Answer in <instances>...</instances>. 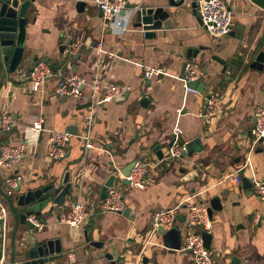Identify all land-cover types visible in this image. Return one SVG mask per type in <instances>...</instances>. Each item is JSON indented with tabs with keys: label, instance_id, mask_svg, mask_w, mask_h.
Segmentation results:
<instances>
[{
	"label": "crops",
	"instance_id": "obj_1",
	"mask_svg": "<svg viewBox=\"0 0 264 264\" xmlns=\"http://www.w3.org/2000/svg\"><path fill=\"white\" fill-rule=\"evenodd\" d=\"M77 1L38 0L29 16L26 58L17 69H29L35 59H47L52 76L43 86L34 91L28 80L17 77V69L12 73L6 67L2 70L0 114L12 112L17 123L10 132L0 130V145L27 139V147L16 166L0 167V189L4 191V178L14 175L21 176L22 190L53 183L57 186L66 172L72 186L63 204L53 207L52 212L43 209L41 217L36 216L43 222L42 229L31 230L16 225L8 200L0 191L8 210L0 228L6 264L12 263L16 227L12 264H33L34 258L18 252L22 248L21 234L29 240L27 247L37 240H59L60 256L36 264H62L64 253L72 248L75 264H142L143 256L151 264H192L187 252L165 248L158 234L150 235V222L155 212L194 194L196 200L207 204L212 196H221L223 209L212 212L208 231L212 234V264H231L233 256V264H264V200L252 188L236 187L232 179L228 188L225 180L242 168L247 178L254 175L264 180V139L250 149L247 135L256 108L264 105V64L260 70L250 66L259 52L264 54V8L250 0H223L232 11V27L226 35L215 38L198 22L197 11V15L192 13L191 0H181L170 8L168 0H126V7L112 23L103 17L94 0H85L82 11L76 9ZM143 5L163 6L179 14L174 17V27L163 34L157 31L155 38H146L142 28L133 25V11ZM116 20L126 22L124 30L116 28ZM70 41L80 43L75 56L65 53ZM98 42H102L101 51L96 47ZM191 48L199 50L196 57L187 56ZM213 55L225 61V70ZM191 60L198 62L202 71L206 69L200 79L204 83L201 94L186 91L181 80L183 64ZM146 68L162 71L145 78ZM97 72L124 84L129 92L123 101L101 105L91 133L94 148L85 149L75 135L85 130L82 115L88 87H83L79 98L58 96L54 89L64 74L88 79ZM211 90L224 96L223 111L211 124H205L200 113ZM144 96L149 100L141 103ZM39 117L45 130L33 142L30 126ZM175 126L181 128L184 143L200 138V148L184 159L186 173L177 168L149 170L145 188H126L124 192L127 217L119 212H100L101 188L112 170L120 171L130 161L145 156L157 160L153 147L160 144L167 151ZM49 129L75 131L62 159L50 160L47 156ZM191 171L197 177L183 180ZM171 181L183 185L181 194L175 195L174 189L166 195V183ZM75 202L84 203L88 217L73 230L63 218ZM184 220L179 214L175 226L181 230ZM106 254H111V260Z\"/></svg>",
	"mask_w": 264,
	"mask_h": 264
},
{
	"label": "built area",
	"instance_id": "obj_2",
	"mask_svg": "<svg viewBox=\"0 0 264 264\" xmlns=\"http://www.w3.org/2000/svg\"><path fill=\"white\" fill-rule=\"evenodd\" d=\"M101 9L103 17L112 23L116 16L126 7V0H94ZM178 1V0H175ZM197 13L202 21L204 28L215 38L226 35L232 27V11L223 0H199L197 2ZM116 28L124 30L126 22L116 20ZM96 47L102 50V42H98ZM80 50V43L71 42L65 48V53L69 56H75ZM101 62H99V65ZM102 65V64H101ZM161 68H146L144 77L150 78L161 72ZM17 77L22 81L28 80L31 89L37 91L45 84L48 77L52 76V69L46 62H39L31 70L26 67H20L16 72ZM203 71L198 62L191 60L185 64L183 77L181 80L186 91L195 92V89L188 87L187 83L193 80H200ZM88 87L87 103L85 112L82 115V122L85 130L75 136L82 141L85 149L94 148V141L91 138L93 126L96 122V116L99 108L104 102L111 101L119 94L125 85L110 80L100 73H94L88 79L75 73H67L60 77L55 85V93L58 96H73L79 98L83 94V87ZM224 105V96L211 90L205 96V107L200 113L205 124H211L215 118L221 115ZM254 122L249 139L250 149H253L260 139H264V105L258 106L254 112ZM16 117L12 112L5 111L0 114V130L10 132L16 125ZM43 119H35L30 126L32 140L35 142L44 129ZM49 135V148L47 156L50 160L64 158L69 141L73 134L66 130H47ZM182 130L179 126L173 127V139L166 154L161 158L153 161L151 158L142 157L136 159L129 174L124 176L120 171L117 172L116 181L113 186L106 190V195L98 204L100 212H121L124 209V192L126 188L143 189L146 187L148 180V171L150 169H162L167 167L174 157H179L184 151V142L181 141L180 135ZM26 141L18 144L3 143L0 145V167L10 168L16 166L25 156L27 147ZM247 165V164H246ZM245 165V166H246ZM127 180L128 184H122L121 180ZM21 180L20 175L6 176L4 178V194L10 196L14 188ZM233 182L240 184V176L236 173L232 176ZM253 193L260 199L264 200V180L257 179L254 175L249 176ZM197 194L187 197L176 205L166 207L154 213L150 222V235L158 234V228L167 231L175 226L176 219L179 216L181 208L184 209V224L181 229L180 250L190 255L192 264H212L213 252L207 248L204 243L203 232L210 231L212 218L208 213V204L195 199ZM8 210L0 198V219L3 224L7 218ZM88 214L83 202H75L71 205L70 212L63 218V222L68 224L73 230L81 227ZM27 219L37 229H42L43 222L31 214ZM160 237V235H159ZM148 239L146 243H149ZM76 254L74 249H69L64 253L62 264H75Z\"/></svg>",
	"mask_w": 264,
	"mask_h": 264
},
{
	"label": "water",
	"instance_id": "obj_3",
	"mask_svg": "<svg viewBox=\"0 0 264 264\" xmlns=\"http://www.w3.org/2000/svg\"><path fill=\"white\" fill-rule=\"evenodd\" d=\"M38 0H0V79L2 77V70L6 67L9 73L14 72L19 65L22 64L25 56V39H26V30L29 25V16L32 14L34 10V4ZM196 1L191 0L192 13L196 14ZM252 3L256 4L260 8H264V0H250ZM181 0L175 2L174 0H168V8L176 7L177 4L181 3ZM86 5V1L78 0L76 2V9L78 11H82V8ZM165 8L163 6H152V5H143L138 6L133 11V16L135 18V22L133 23L136 27H141L144 31V36L146 38H155L157 36V31H161V34L165 32L166 29H171L174 27V17H177L179 14L171 11L170 9ZM101 11V9H100ZM102 12V11H101ZM28 15V16H27ZM197 15V14H196ZM197 20L200 24L202 21L200 17L197 15ZM71 43V41L69 42ZM63 48V45L60 47ZM198 49H189L187 56L188 57H196L198 53ZM212 59L219 62L223 65V69L225 70V61L221 59L217 55H213ZM47 62V59H35L33 61L32 66L29 68L31 70L34 65L39 62ZM183 64V69L185 67ZM264 64V54L263 52H259L251 62L250 66L254 69H262ZM203 72L206 74V69H203ZM183 77V74H182ZM188 87L191 89H195L196 92L202 93L204 88V83L200 80H193L187 83ZM128 89H123L119 94H117L113 100L115 101H123L125 100ZM149 100V97L144 96L141 98V103H145ZM253 125V124H252ZM75 131L72 130L73 134ZM247 135L251 136V127L248 129ZM263 139L261 138L260 141ZM200 138L194 137L191 140H188L184 143V151L177 158L174 157L168 164L167 167L162 169L169 171L171 169L177 168L178 172L186 173L187 166H185L186 158L191 157L194 152L200 148ZM171 145V141L168 143V147ZM154 154L157 159H161L165 154L166 150H163L160 147V144H156L153 149ZM136 159L130 161L126 164L121 170L124 176H127L135 163ZM239 161V158L236 159ZM180 162V165H179ZM179 165V166H178ZM161 169V170H162ZM245 169H240L238 174H243ZM117 169L114 168L112 172L108 175L105 180L100 193V198L103 199L106 195V190L108 187L113 186L116 177H117ZM69 172H66L64 177L61 180V183L56 186V184H48L45 186H41L38 188L28 187L25 190L21 189V182H18L17 186L14 188L13 194L7 196L4 194L2 189H0L1 193L7 198L8 206L10 209V213L15 219L16 225L22 224L25 226L27 230H31L34 228L33 224L27 219V217L31 214L35 216L41 217L43 209L47 208V211L52 212V208L63 204L65 201V197L69 194L72 189V186L69 182ZM196 178L197 174L195 171H191L187 173V176L183 178V180H187L189 178ZM231 176L225 178L227 187H230ZM122 184H128L127 180L122 179ZM239 188L249 189L251 188V182L249 178L245 175L240 177ZM228 192V189L226 193ZM16 195L12 197L14 194ZM226 195V194H225ZM12 199V200H11ZM223 209L221 196L216 194L212 196L208 201V213L212 218L213 211H221ZM123 216H128L129 208L125 207L121 212ZM0 228H3V220L0 219ZM72 229V228H71ZM17 232V227L14 229L13 233V251H12V263L14 260V237ZM158 233L160 235L162 245L166 248L168 247L171 250H179L181 243V230L174 226L167 231H163L161 227L158 228ZM21 245L22 248L18 251L23 255L28 254L30 257L34 258L32 260L33 264L36 263H44L50 262L54 259L58 258L61 254L60 242L58 239L55 240H37L31 247H27L29 245V240L27 237L21 234ZM204 243L207 248H210L212 234L211 232L204 231L203 232ZM5 251L2 247V240L0 234V261H4L6 264V258H4ZM111 254H106L105 257L111 260ZM236 260V257H232L231 264H233ZM11 263V264H12ZM142 264H151L149 258L147 256H143Z\"/></svg>",
	"mask_w": 264,
	"mask_h": 264
},
{
	"label": "rangeland",
	"instance_id": "obj_4",
	"mask_svg": "<svg viewBox=\"0 0 264 264\" xmlns=\"http://www.w3.org/2000/svg\"><path fill=\"white\" fill-rule=\"evenodd\" d=\"M150 170H152V169H150ZM244 173H245V172H243V175H244ZM166 184H169L168 187H166V195H167V194H171V193H173L174 189H176L175 195H177V194L179 195V194L182 193L183 185H180V182H179V181H177V182H175V181H171L170 183H166ZM236 187H239V185L236 186ZM167 190H170V193H167ZM175 195H174V197H175ZM170 203H171V202H170ZM179 213L182 214V215L184 216V209L181 208V210H180ZM182 229H183V228H182ZM187 254H188V253H187ZM213 257H214V254H213V256H212V259H213Z\"/></svg>",
	"mask_w": 264,
	"mask_h": 264
}]
</instances>
